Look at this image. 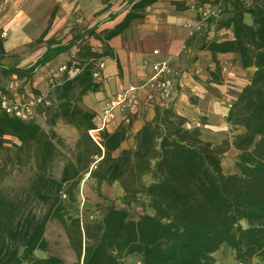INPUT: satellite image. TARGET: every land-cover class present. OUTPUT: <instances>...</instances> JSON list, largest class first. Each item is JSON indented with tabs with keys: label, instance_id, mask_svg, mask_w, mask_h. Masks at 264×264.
Here are the masks:
<instances>
[{
	"label": "trees",
	"instance_id": "1",
	"mask_svg": "<svg viewBox=\"0 0 264 264\" xmlns=\"http://www.w3.org/2000/svg\"><path fill=\"white\" fill-rule=\"evenodd\" d=\"M156 1L129 0L124 18L104 31L103 39H111L132 20L144 17L146 8ZM221 5L222 16L210 24L231 28L234 38L206 41L207 30L196 36L200 48L214 57L212 80L219 84L223 80L219 53L235 52L243 69L255 68L226 116L232 128H242L231 138L218 143L204 139L201 127L189 126V118L177 111L175 102L155 106L154 117L136 132L131 130L132 123H121L113 131L100 130L97 142L89 133L98 128L96 113L79 101L100 89L92 75L94 62L111 53L109 45L102 51L82 45L79 70L68 77L67 66L64 80L49 92L52 104L40 110L50 124L62 120L78 130L71 155L59 149L54 130L0 108V150H10L6 136L13 137L17 164H23L26 156L35 165L23 194H8L0 187V264H64L59 256L34 253L47 249L45 231L52 218L63 223L82 257L76 264H125L127 256L136 259L135 264H219L213 254L222 247L234 252L238 264L264 262V0H226ZM97 26L67 44L48 48L29 68H6L1 62L0 68L31 77L36 68L78 41L91 36L102 39ZM129 138L134 139L133 146L123 147ZM230 148L238 151L235 173L223 170L222 159ZM60 156L64 159L57 177L51 166ZM87 173L100 197L103 183L118 182L124 191L121 204L137 202L143 211L132 217L126 207L111 200L100 217L66 216L65 201L78 208L77 193Z\"/></svg>",
	"mask_w": 264,
	"mask_h": 264
},
{
	"label": "crops",
	"instance_id": "2",
	"mask_svg": "<svg viewBox=\"0 0 264 264\" xmlns=\"http://www.w3.org/2000/svg\"><path fill=\"white\" fill-rule=\"evenodd\" d=\"M128 1L0 0V32L2 29L7 31V36L2 38L3 52L0 53V62L6 68H29L48 48L69 43L74 36L82 34L97 23V33L102 36V39L91 36L81 42L78 41L69 50L36 68L31 77H20L16 73H8L0 68L3 84L12 88L11 92L7 91L18 99L44 92L43 90L30 92L28 84L22 87L21 84L29 81L30 84L33 82L34 86L46 84V92L49 90L52 77H66V74L59 73L60 66H69L67 76L69 73L73 76L79 70L76 66L79 65L78 50L82 45L89 44L96 51H102L105 45H109L111 53L99 58L106 64L100 81L101 87L98 91H90L85 95L88 96L85 107L96 113L94 121L99 126L107 99L129 84H143L151 74V68L144 64V59L151 55L153 49H159L161 51L159 58H169L183 70L177 83L175 107L180 114L189 118V126H200L204 139L214 143L229 136L232 125L226 121V116L231 104L245 85L232 88V92L229 89L228 81L234 85L237 83L235 70L240 68L237 53L217 55L223 80L221 84L216 83L210 75V71L216 67L212 53L201 49L198 37L191 38L185 27L187 21L198 16L192 8L194 4L221 3V0H157L146 8L144 17L135 18L120 34L111 39H103L104 31L114 28L124 18L129 10L125 9ZM74 14L81 16L83 20L80 22L78 17L73 18ZM112 15H115L114 19H111ZM206 30V41L234 38L231 28L216 29L214 23L209 24ZM185 43L194 48V56L190 57L180 52L181 46ZM231 58L234 59L235 66L231 67V73L226 75V70L230 69L233 63V60L226 59ZM64 59L69 62L63 61ZM194 69H199L200 75H195ZM14 86L20 88H13ZM44 108L45 106L39 105L36 108V115L43 113L40 110ZM145 113L133 118L132 132H136L146 120L152 119L155 109ZM120 120L118 115L108 129L110 131L116 129L120 125Z\"/></svg>",
	"mask_w": 264,
	"mask_h": 264
},
{
	"label": "rangeland",
	"instance_id": "3",
	"mask_svg": "<svg viewBox=\"0 0 264 264\" xmlns=\"http://www.w3.org/2000/svg\"><path fill=\"white\" fill-rule=\"evenodd\" d=\"M223 4H225L226 0H221ZM74 14L73 18H76ZM77 23V22H76ZM215 28L220 29L219 22L214 23ZM1 29V28H0ZM3 31V29L1 30ZM101 47V46H99ZM238 58V56H237ZM228 61H232L233 63L230 65V69L226 70V75L231 73V69L235 66L234 59H226ZM67 63L69 60L64 59ZM232 67V68H231ZM255 68L250 67L247 69H243L240 65V68L236 69L235 76L237 83L231 84V81H228L229 89L231 92L232 88L241 87L244 84L248 83L253 75ZM240 72V73H239ZM2 74L0 73V86L5 90L12 89L9 85L3 84L4 80L1 79ZM43 83V82H42ZM24 84H28V88L30 92L41 91L45 92L46 84L40 86V84H36L34 86L33 82L30 84L29 81H25V83L21 84L24 87ZM20 88L19 86H14L13 88ZM40 87V88H39ZM33 90V91H32ZM11 92V91H10ZM24 93V92H23ZM86 95V94H85ZM82 96L79 103L82 106H86V99L88 96ZM92 100V99H91ZM32 119L38 121L47 131L54 130L57 133V137L55 138L57 146L67 155L72 154V149L78 139L79 132L78 130L66 124L62 120H58L54 125L50 124L47 120V117L40 113L39 115H35ZM242 128H232L231 134L229 137L231 138L235 133L240 132ZM99 136V133H98ZM10 142L6 143V146L10 147V150H0V187L4 189V191L8 194H18L26 190L30 184V181L34 177L35 174V165L33 160L28 162L26 156H24L23 164L18 165L16 157V151L13 149V143L17 140L13 137L6 136ZM134 144V139L129 138L123 145V147H131ZM238 155V151L233 152L232 148H230L223 156L222 165L225 173H235L237 172L235 161ZM63 156L57 158L52 166V174L54 176L59 177L63 165ZM89 173L85 174L83 177L80 189L77 193V204L78 208L76 209L74 206L69 205L70 202L65 201L66 209L62 210L66 216L69 214H73L75 217L79 216L80 218L89 216L100 217L103 213V210L109 202L118 201L117 205L122 207L120 198L124 195V191L121 185L118 182H115L111 185L107 183H103L101 185V193L102 197L98 195V191L95 190V181L88 177ZM149 180V177H146ZM84 188V192L82 191ZM77 192V191H76ZM23 194V192L21 193ZM27 193L24 195V198H27ZM132 217H138V215L143 211L141 204L137 202H132L129 205H125ZM38 209L43 210L46 207H39ZM45 237L48 241V247L46 250H35L36 257H45L48 255H56L62 258L64 264H76L78 262H82V257L80 258L78 254V250L73 246L71 239L63 225V223L58 218H52L48 221L45 231ZM215 259L219 264H238L235 259V254L232 250L227 248H220L214 254ZM137 260H132L131 256H127L125 258V264H135ZM256 264H264V262H260L259 260H255ZM22 264H31L30 262H24Z\"/></svg>",
	"mask_w": 264,
	"mask_h": 264
},
{
	"label": "built area",
	"instance_id": "4",
	"mask_svg": "<svg viewBox=\"0 0 264 264\" xmlns=\"http://www.w3.org/2000/svg\"><path fill=\"white\" fill-rule=\"evenodd\" d=\"M192 8L197 12L198 16L196 19L185 23L191 38H195L205 32L210 21L218 19L223 14L221 3L216 2L196 3ZM82 20L81 16L78 17V21L81 22ZM6 36L7 31L3 30L0 32V38H5ZM180 52H184L190 57L194 56V48L187 43L181 46ZM160 54L161 51L159 49H153L151 55L144 59V64L151 68V74L143 84H129L107 99L101 114L100 125L98 128L89 131L97 142L100 139L98 136L99 131L108 129L118 115L121 118L120 124H130L136 115L142 116L155 106H169L176 102L178 94L177 83L183 70L169 58H159ZM94 65L93 79L100 82L106 66L105 61L102 59L95 60ZM58 69L59 73L65 74L67 66L62 65ZM194 74L200 75V70L194 69ZM68 76L71 77V73ZM64 78L59 76L52 77L49 90L60 84ZM49 90L33 94L25 99H18L0 86V108L6 113L23 120L32 119L36 115V108L39 105L47 107L52 104V100L48 95ZM142 93L144 94L142 95ZM137 264H141V262L139 261Z\"/></svg>",
	"mask_w": 264,
	"mask_h": 264
}]
</instances>
